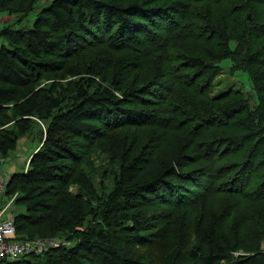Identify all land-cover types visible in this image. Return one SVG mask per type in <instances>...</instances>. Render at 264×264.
I'll use <instances>...</instances> for the list:
<instances>
[{"label":"trees","instance_id":"1","mask_svg":"<svg viewBox=\"0 0 264 264\" xmlns=\"http://www.w3.org/2000/svg\"><path fill=\"white\" fill-rule=\"evenodd\" d=\"M40 1L0 0V14ZM261 5L53 0L29 29L3 27L0 155L43 124L27 170L7 179L16 238L69 245L0 264H264ZM111 53L130 61L112 67ZM224 60L254 105L211 96ZM95 149L117 166L110 187L86 172Z\"/></svg>","mask_w":264,"mask_h":264},{"label":"rangeland","instance_id":"2","mask_svg":"<svg viewBox=\"0 0 264 264\" xmlns=\"http://www.w3.org/2000/svg\"><path fill=\"white\" fill-rule=\"evenodd\" d=\"M53 0H41L34 8V10L29 13L26 17H11V20H5L3 14H0V32L2 31L3 27L8 25H14L15 28H23L25 30L29 29L35 20L37 19L38 15L43 9L48 8ZM260 11L264 12V5L259 6ZM249 20L251 19V15L248 14ZM3 19L5 21H3ZM5 43L4 40L0 37V44ZM124 54H117L111 53L107 54L108 59L112 57V67H115V64L126 63L130 61V58L123 56ZM106 61L105 55H103ZM220 66V73L214 80V87L211 93V96L220 95L224 92L229 90L235 92L243 93L249 103L254 105L256 103V98L254 97V93L251 87V83L244 72H238L234 75L230 71V63L227 60L221 61L219 63ZM73 81V78L66 77L63 81H57L60 85H65L67 82ZM52 83L51 81L43 82L42 86H46ZM38 127H35L30 134L24 138H22L16 150L8 153L6 156L0 155V175H2L5 179H8L13 173L15 172H23L26 171L28 168V159L30 156L39 148V134L40 129H43V124L39 122L37 119ZM10 126V125H8ZM175 141V135L173 134L170 139H168L167 143L164 144L161 149L159 150V156L161 157H168L171 153L170 149L172 147L171 142ZM91 166L86 167V172L90 179L92 180L93 184L99 188L100 182L105 183L107 186H111L113 181L114 175L117 172V166L110 162L109 158L102 153L101 150L95 149V151L91 154ZM76 189H72L71 193H75ZM223 202V201H222ZM261 206H257L255 208V212L259 211ZM23 211V210H18ZM16 211H13V214H16ZM9 215H7L8 217ZM248 225V224H247ZM67 235L63 234V237L58 236L54 237L53 239L57 241H62V244L67 246V241L65 240ZM257 240V239H256ZM251 246H256L255 240L252 241ZM260 246V245H259ZM261 249L264 250V242L261 243Z\"/></svg>","mask_w":264,"mask_h":264},{"label":"built area","instance_id":"3","mask_svg":"<svg viewBox=\"0 0 264 264\" xmlns=\"http://www.w3.org/2000/svg\"><path fill=\"white\" fill-rule=\"evenodd\" d=\"M6 185L7 179L0 175V262H16L25 256L41 255L50 248L63 245L62 241L53 238L33 241L17 240L13 209L18 195L16 193L13 196H7Z\"/></svg>","mask_w":264,"mask_h":264},{"label":"crops","instance_id":"4","mask_svg":"<svg viewBox=\"0 0 264 264\" xmlns=\"http://www.w3.org/2000/svg\"><path fill=\"white\" fill-rule=\"evenodd\" d=\"M10 18H11V17H4L5 20H7V19H8V20H11ZM4 19H3V21H5Z\"/></svg>","mask_w":264,"mask_h":264},{"label":"water","instance_id":"5","mask_svg":"<svg viewBox=\"0 0 264 264\" xmlns=\"http://www.w3.org/2000/svg\"><path fill=\"white\" fill-rule=\"evenodd\" d=\"M250 17L248 16V19H249Z\"/></svg>","mask_w":264,"mask_h":264}]
</instances>
